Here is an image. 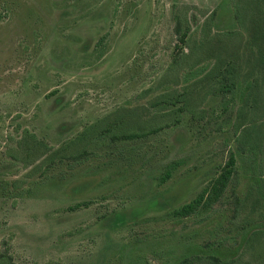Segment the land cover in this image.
Masks as SVG:
<instances>
[{
    "label": "rangeland",
    "instance_id": "1",
    "mask_svg": "<svg viewBox=\"0 0 264 264\" xmlns=\"http://www.w3.org/2000/svg\"><path fill=\"white\" fill-rule=\"evenodd\" d=\"M246 1L0 0V256L264 263V234L252 236L264 229V0ZM175 13L190 20L186 45ZM229 64L237 85L222 94L218 68ZM166 93L169 104L187 101L178 125L101 140L70 159L80 147L69 142L105 118L101 127L185 105H155ZM231 154L236 171L223 196L178 216ZM253 184L262 193L235 220Z\"/></svg>",
    "mask_w": 264,
    "mask_h": 264
},
{
    "label": "trees",
    "instance_id": "2",
    "mask_svg": "<svg viewBox=\"0 0 264 264\" xmlns=\"http://www.w3.org/2000/svg\"><path fill=\"white\" fill-rule=\"evenodd\" d=\"M249 4H252L253 2L258 3L259 0H247L246 1ZM175 22H176V28L175 32L178 38V41L180 44L186 45L189 42L190 37V20H188L187 15L182 19L180 17V13H175L174 16ZM217 66H215V69ZM221 72L220 79V87L219 92L222 94H230L233 93L236 89V78L233 68L230 66L225 67V70L218 68ZM213 73H215L213 71ZM167 97L169 98V95L163 94L158 99L159 101L155 105H164L166 108L167 106H176L177 104L184 101L185 97L181 99H176V101H170L171 104H169L167 101ZM164 103V104H162ZM169 104V105H168ZM184 106L179 107L176 110H173L169 113H157L156 115L150 116L148 118L141 117L138 120H125L124 117H121L118 120L111 121L110 123H107L106 126L101 127V123H104L102 121H105L109 118H105L104 120L88 127L84 132H82L77 138H75L73 141L69 142L67 145L69 148L72 147H80L78 150L79 152L77 154L71 155L70 159H73L75 161H81L84 159V157L87 156V152L85 151L89 145L99 143L101 140H109L111 143L115 142H123V141H134V140H140L150 137L151 135H155L160 133L161 131L172 127L173 125H178L180 123V114L184 113L186 110H189V107L187 106V101H184ZM154 105V106H155ZM243 108V107H242ZM132 113V114H131ZM192 113V111H191ZM134 115L136 112L129 111L128 115ZM243 111L242 109L239 111V116L242 117ZM167 116H169L170 120L167 122ZM243 125L236 126L235 133L238 134L239 131L242 129ZM48 161V160H47ZM46 162V161H45ZM235 155L231 154V158L229 160V163L227 164V168L222 172L217 178H215L211 182V186L209 188H206L199 197L182 207L180 210L176 211V214L180 217H187L195 212L198 211V209L203 207H209L216 203L224 194L225 190L228 188L229 184L231 183L234 175H235ZM171 173L168 172L166 174L165 179L163 181L170 178ZM254 185V184H253ZM257 193H262L261 187H258L257 185L252 186L251 190L248 191V193L245 195L243 199L237 200V207L236 212L234 215V219L238 220L240 219V209L241 206L246 204L248 201H256ZM264 234V229L262 230H256L252 233L253 239L256 236H262ZM252 241V239H250ZM248 245V244H247ZM247 247V246H246ZM250 251V246L246 249V252ZM245 260H220L217 257H209L206 260H181L177 264H244ZM0 264H14L10 259H7L5 256H0ZM264 264V263H262Z\"/></svg>",
    "mask_w": 264,
    "mask_h": 264
}]
</instances>
